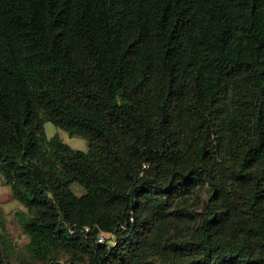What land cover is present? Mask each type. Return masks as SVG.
Instances as JSON below:
<instances>
[{"label":"trees","instance_id":"16d2710c","mask_svg":"<svg viewBox=\"0 0 264 264\" xmlns=\"http://www.w3.org/2000/svg\"><path fill=\"white\" fill-rule=\"evenodd\" d=\"M0 175L17 264H264V0H0ZM195 183L192 236L159 245Z\"/></svg>","mask_w":264,"mask_h":264},{"label":"rangeland","instance_id":"374dc122","mask_svg":"<svg viewBox=\"0 0 264 264\" xmlns=\"http://www.w3.org/2000/svg\"><path fill=\"white\" fill-rule=\"evenodd\" d=\"M44 133L46 138L58 136L63 143L68 145L73 150L86 151L87 141L81 136L70 137L65 131L54 126L51 122L44 123ZM234 185V188L239 192H245L247 184L239 179L232 178L229 180ZM71 189L76 195H82L85 190L77 184H73ZM208 185L195 183L193 188L179 197V201L176 205H173L170 212L157 223V243L161 246L165 242L180 241L188 239L192 236L193 231L198 224V214L207 198ZM226 193V192H225ZM230 218L236 219L234 213L231 212ZM5 222V221H4ZM5 226L8 231L9 239L4 240L3 250V264H17V259L20 254V250L24 248L28 242L27 236L21 232V227L17 219L12 216V219H6ZM160 253L158 251L152 252L147 259V264H158L160 259ZM66 255H60L61 260H66Z\"/></svg>","mask_w":264,"mask_h":264},{"label":"crops","instance_id":"0c3cea01","mask_svg":"<svg viewBox=\"0 0 264 264\" xmlns=\"http://www.w3.org/2000/svg\"><path fill=\"white\" fill-rule=\"evenodd\" d=\"M16 211H25V208L13 199L10 187L5 185L4 179L0 175V213L5 223L6 219H12Z\"/></svg>","mask_w":264,"mask_h":264},{"label":"built area","instance_id":"2783aa9c","mask_svg":"<svg viewBox=\"0 0 264 264\" xmlns=\"http://www.w3.org/2000/svg\"><path fill=\"white\" fill-rule=\"evenodd\" d=\"M103 237H104V234H100L99 238H98V241L101 242L103 240Z\"/></svg>","mask_w":264,"mask_h":264}]
</instances>
